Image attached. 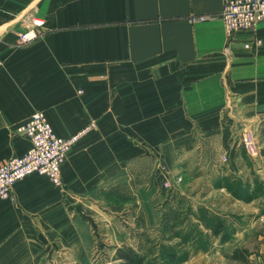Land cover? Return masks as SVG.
Masks as SVG:
<instances>
[{
    "label": "crops",
    "instance_id": "obj_1",
    "mask_svg": "<svg viewBox=\"0 0 264 264\" xmlns=\"http://www.w3.org/2000/svg\"><path fill=\"white\" fill-rule=\"evenodd\" d=\"M222 3L0 0V164L28 149L15 126L35 110L64 137L92 124L69 150L60 188L31 174L0 201V264L44 262L46 243L30 235L59 232L63 202L117 214L100 194L116 185L135 187L152 225L163 195L156 170H184L198 137L230 156L239 135H264V21L229 36L217 17L192 20ZM31 17L43 20L40 35L22 44ZM76 214V226L87 223Z\"/></svg>",
    "mask_w": 264,
    "mask_h": 264
},
{
    "label": "rangeland",
    "instance_id": "obj_2",
    "mask_svg": "<svg viewBox=\"0 0 264 264\" xmlns=\"http://www.w3.org/2000/svg\"><path fill=\"white\" fill-rule=\"evenodd\" d=\"M253 135L247 139L239 135L238 149L230 156L210 154L206 140L198 137L196 145L203 149H195L196 158L189 155L184 170H156L155 178L161 176L156 188L163 195L154 203L152 225L131 205L117 214H98L97 208L87 212L63 202L59 232H50L53 227L48 225L44 237L30 235L31 242L46 243L40 264H119L116 247L147 249L158 242L185 252L181 264H264V135L259 130ZM200 158L210 165L198 164ZM76 213L87 223L76 226ZM199 216L214 223L221 220L223 231L213 235ZM29 220L33 224L35 217Z\"/></svg>",
    "mask_w": 264,
    "mask_h": 264
},
{
    "label": "built area",
    "instance_id": "obj_3",
    "mask_svg": "<svg viewBox=\"0 0 264 264\" xmlns=\"http://www.w3.org/2000/svg\"><path fill=\"white\" fill-rule=\"evenodd\" d=\"M216 17L221 20L229 36L237 31L254 29L259 22L264 21V0H223L218 13L195 15L192 20ZM42 24V19L31 17L19 35V42L26 44L36 40ZM253 41L257 46L262 43L260 37ZM244 47H249V43H245ZM91 126L89 124L69 136H60L53 130L43 110L33 111L27 119L17 124L16 133L25 136L30 145L22 155L0 164V201L11 197L14 183L31 174L45 176L55 187H60L61 166L69 150Z\"/></svg>",
    "mask_w": 264,
    "mask_h": 264
},
{
    "label": "trees",
    "instance_id": "obj_4",
    "mask_svg": "<svg viewBox=\"0 0 264 264\" xmlns=\"http://www.w3.org/2000/svg\"><path fill=\"white\" fill-rule=\"evenodd\" d=\"M133 188V185H116L109 189H101L100 194L107 208L112 211H122L123 206H137L132 196ZM174 218L176 217H172L171 220ZM197 219L206 228L211 229L213 235H219L223 231V223L219 219L215 223L213 219L204 216H199ZM180 240L186 242L187 238L181 236ZM115 257L120 261L119 264H181L186 254L177 250L173 245L158 242L147 249H135L129 245L116 247Z\"/></svg>",
    "mask_w": 264,
    "mask_h": 264
}]
</instances>
